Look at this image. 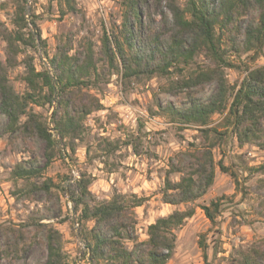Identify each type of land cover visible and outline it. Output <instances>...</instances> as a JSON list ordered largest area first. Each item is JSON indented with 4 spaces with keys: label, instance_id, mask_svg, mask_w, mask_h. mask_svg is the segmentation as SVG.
I'll list each match as a JSON object with an SVG mask.
<instances>
[{
    "label": "rangeland",
    "instance_id": "obj_1",
    "mask_svg": "<svg viewBox=\"0 0 264 264\" xmlns=\"http://www.w3.org/2000/svg\"><path fill=\"white\" fill-rule=\"evenodd\" d=\"M75 1L78 11L72 13L67 11L64 0H23L27 20L34 19L40 31L45 45L43 51L40 41L36 42V47L30 42L32 25L19 30L14 24L18 1L0 0V62L15 93L22 96L27 92L24 77L28 63L37 71L48 68L47 56L52 58L60 43L70 41L72 55L82 56L89 48L94 51L99 79L91 86H83L82 92L90 96L88 100L97 99L102 105L84 120L81 138L71 143L66 141V148L59 142L58 135H54L61 154L44 168L41 178L51 179L53 185L49 193L35 191L31 197L18 193L23 182L13 179L12 170L28 160L36 161L37 166L43 168L45 144L19 131H8V120L0 115V264H45L46 239L40 225L60 232L65 262L87 264L85 240L77 235V231L81 234L83 229L70 194L75 191V180L83 173L90 179V191L96 201L109 200L115 193L130 201L142 200L132 212L134 238L138 243L147 240L148 226L158 218L187 207L195 208V215L176 231V248L167 264H230L231 256L238 257L240 247L246 249L254 245L264 249V149L256 144L241 147L235 138L227 136L219 141L213 132L205 137L199 128L172 120L164 111L168 105L186 107L189 95L203 102L210 100L216 90L214 84L186 93L170 92L172 86L206 68L210 61L200 54L171 75L127 82L122 67L116 63L111 67L108 61L101 59L100 53L104 34L120 31L122 0ZM99 2L108 10L106 19L97 12ZM178 2L185 7L186 0ZM150 12L151 20L148 16L145 18L147 32L163 26V16L153 6ZM166 15L169 16L168 12ZM5 31L13 36L19 31L25 35L24 40L16 42L12 64L8 59V43L1 36ZM232 39L222 33L223 57L232 65L224 69L228 103L211 116L209 126L221 133L226 131L230 104L247 69L264 66V51L260 56L245 52L243 37L234 35ZM88 100L84 103L94 106L95 103ZM56 101L57 95L51 105H29V109L41 114L49 125ZM24 120L25 117H21V123ZM212 143H216L213 149L216 175L207 193L188 205L165 204L162 195L166 177L178 182L191 171L195 162L193 155ZM217 200L220 207L213 225L200 207ZM83 226L88 232L94 222H84ZM201 240L207 246L206 258L199 245ZM126 245L131 249L133 242L126 241Z\"/></svg>",
    "mask_w": 264,
    "mask_h": 264
},
{
    "label": "trees",
    "instance_id": "obj_2",
    "mask_svg": "<svg viewBox=\"0 0 264 264\" xmlns=\"http://www.w3.org/2000/svg\"><path fill=\"white\" fill-rule=\"evenodd\" d=\"M17 1L14 24L19 30L32 25L34 30L30 31V42L36 47V42L40 41L44 51L45 45L35 20H27L23 0ZM64 3L68 12L78 11L75 0H64ZM121 5L120 31L104 34L101 59L108 61L111 67L115 63L121 66L124 80L130 82L171 75L174 70H181L179 66L189 65L197 55L203 54L211 64L172 86L170 92L186 93L214 84L216 90L210 100L203 102L189 95L186 107L168 105L164 111L172 120L199 128L205 137L213 132L219 141L227 136L235 138L241 147L256 144L264 149V66L247 69L230 104L226 131L221 133L209 127L211 116L222 111L228 103L229 89L224 69L232 68V65L223 57L222 33L229 39L241 35L243 50L260 56L264 51V0H186L185 7L178 0H122ZM152 6L163 16V26L147 32L145 18L148 16L151 20ZM1 36L8 43V59L12 64L16 42L24 40L25 35L19 31L13 36L5 31ZM71 51L69 41L60 43L52 58L45 52L48 68L44 67L42 71L28 63L24 77L27 92L22 96L9 85L7 71L0 62V115L8 120L6 129L36 137L45 144L46 164L43 168L38 167L36 161L28 160L20 162L12 170L13 179L23 182L18 193L25 196L31 197L35 191L50 192L52 180L41 178L44 168L61 154L54 135H58L59 142L66 148V141L71 143L81 138L86 117L102 108L99 100H88L90 96L82 92L83 86H91L99 79L94 51L89 48L82 56L72 55ZM55 95L56 107L48 125L41 114L29 109V105H51ZM85 100L93 101L94 106L84 103ZM21 117H25L22 123ZM215 146L216 143H212L199 149L193 155L195 162L191 171L178 182L166 177L162 195L165 204L188 205L207 193L216 175ZM71 148L75 152L74 147ZM220 168L224 172L227 170L223 166ZM75 183V191L70 194L78 223L83 229L81 234L85 240L88 264H167L176 248V231L196 212L195 208L187 207L158 218L148 226L147 240L138 243L134 238L132 212L142 204V200L130 201L126 196L115 193L109 200L96 201L90 191V179L84 173ZM219 207L220 201L217 200L200 208L214 225ZM88 221H93L94 226L86 232L83 224ZM40 228H44L46 239L45 264H69L65 262L60 232L47 225H40ZM126 241L133 242L131 249ZM199 245L206 258L204 240ZM230 264H264V249L254 245L246 249L240 247L238 257L231 256Z\"/></svg>",
    "mask_w": 264,
    "mask_h": 264
},
{
    "label": "built area",
    "instance_id": "obj_3",
    "mask_svg": "<svg viewBox=\"0 0 264 264\" xmlns=\"http://www.w3.org/2000/svg\"><path fill=\"white\" fill-rule=\"evenodd\" d=\"M97 12H99L100 17H102L103 19L107 18L108 10L105 7H103L100 2L97 5Z\"/></svg>",
    "mask_w": 264,
    "mask_h": 264
},
{
    "label": "water",
    "instance_id": "obj_4",
    "mask_svg": "<svg viewBox=\"0 0 264 264\" xmlns=\"http://www.w3.org/2000/svg\"><path fill=\"white\" fill-rule=\"evenodd\" d=\"M73 221H74L75 225H77V219H76V216L74 215V213H73ZM77 235L79 238L82 237L79 230L77 231Z\"/></svg>",
    "mask_w": 264,
    "mask_h": 264
}]
</instances>
